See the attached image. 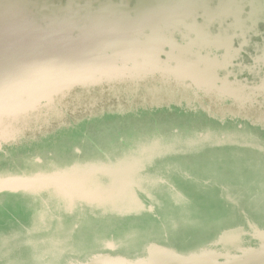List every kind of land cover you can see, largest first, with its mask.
Here are the masks:
<instances>
[{"label":"flooded vegetation","instance_id":"obj_1","mask_svg":"<svg viewBox=\"0 0 264 264\" xmlns=\"http://www.w3.org/2000/svg\"><path fill=\"white\" fill-rule=\"evenodd\" d=\"M76 1L66 10H81ZM191 1L193 10L182 23L161 24L162 14H187V0H121L120 13L106 10L105 1L96 9L90 0L87 24L75 25L73 37L80 39L88 27L101 37L95 46L112 49L113 41L127 44L128 36L120 35L137 27L134 37L143 44L138 56H147V63L156 56L168 60L173 70L157 61L154 73L137 81L85 91L104 92L114 101L52 133L82 140L57 153L62 163H46L57 152L52 149L31 152V160L43 169L74 163L122 166L95 173L74 197L53 191L0 194L13 198L0 214V264H70L96 252L136 255L152 243L186 251L230 227L264 229V175L250 170L264 168L257 163L264 161V122L242 115L255 113L258 97H264V30H259L264 18L255 10L247 13L245 0ZM146 24L151 26L144 29ZM180 50L194 69L211 73L214 83L199 84L192 70L177 75ZM218 109L230 112L224 116ZM16 144L5 145L0 154L7 156ZM227 147L226 154L217 152ZM200 158L207 170L196 175L192 164ZM235 163L244 170H236ZM210 205L213 214L230 212L213 224L193 218V210L204 215ZM194 230L198 234L189 237Z\"/></svg>","mask_w":264,"mask_h":264},{"label":"water","instance_id":"obj_2","mask_svg":"<svg viewBox=\"0 0 264 264\" xmlns=\"http://www.w3.org/2000/svg\"><path fill=\"white\" fill-rule=\"evenodd\" d=\"M92 34L88 27L81 30L80 39L71 31H55L48 45L28 40L11 44L5 52L0 47V151L28 132L34 138L43 134L52 118H60L61 101L77 89L89 91L94 86L137 81L153 74L157 61L173 70L168 60L155 58L153 53L152 63H147L146 55L139 57L143 44L136 37H130L127 44L113 41L110 49L102 48L104 44L95 46L92 42L101 41V37L90 38ZM64 125L58 122L57 128ZM121 166L74 163L62 168L53 165L49 169L0 172V194L53 191L74 197L95 173L116 172ZM109 248L115 249L113 244ZM70 264H264V229L256 227L251 233L242 225L234 226L186 251L152 243L142 254L96 252Z\"/></svg>","mask_w":264,"mask_h":264},{"label":"rangeland","instance_id":"obj_3","mask_svg":"<svg viewBox=\"0 0 264 264\" xmlns=\"http://www.w3.org/2000/svg\"><path fill=\"white\" fill-rule=\"evenodd\" d=\"M104 1L107 3L106 10L112 9L113 12L114 10H118L119 13L122 11V8H120L121 0H93L92 5L97 9L98 5ZM76 2H79L82 5L81 10H78L77 7H75L72 9L73 12H69L66 10V8H70L72 5V0H0L1 51L5 52L11 44L17 45L20 42L23 44L24 42L28 43L29 41H33L32 43H39L42 41L46 43L48 42V45L52 42L55 31L60 33H70V31L74 29L73 27L75 25H78L82 28L85 24H87L86 21L91 14L90 11L88 12L91 3L90 0H77ZM75 4L77 6V3ZM242 5L247 13H249L251 10H255L262 19L264 18V0H245ZM124 11L130 10L127 8L124 9ZM81 15L84 16L83 19L75 23V20H77ZM259 30L263 31L264 29L263 27H259ZM245 31L248 32L247 29H245ZM92 36L93 34L89 37L91 38ZM261 72L262 74L260 76V80H264V71L261 70ZM239 79L242 80L244 77ZM109 97L110 95L101 91H95L91 93L85 92L84 90L81 92L75 90L72 92L69 97L61 101L59 104L60 118H52L50 122L44 126L45 128L43 134H38L34 138L32 137V133L28 132L26 136H23L15 141L18 144L11 147V150L7 156L4 155L5 153L0 154V172H22L31 171L37 167L40 168L39 164L34 163L31 160L30 154H44L46 153L47 149L56 150L57 152L54 151V158L47 156L46 163H62L64 160H62L63 158L57 153H60L61 150H67L71 148L74 144L82 143V140L78 138L75 140L66 139L68 135L59 138L55 135H52V133L59 129L57 128V123L64 122L66 125H71L80 119L86 118L87 116H90L92 113L96 112V106L103 105L108 101H114L113 98ZM257 103L258 105L255 113L253 112L249 115V113L246 112L242 115L246 114V116H253L257 118L259 122H264V97H258ZM218 112H230V110L218 109ZM223 115L226 116L227 113H223ZM86 129L90 130L92 129V126H86ZM257 143L262 142L259 141ZM5 145L3 151L0 152H4ZM84 147L88 148V145H84ZM228 149L230 148L227 147L226 149L224 148L217 152L219 154H226ZM257 163L263 164L264 161L258 159ZM235 164L237 165L236 170H244L245 166H242L239 163ZM192 170H194L196 175H201L203 172L205 173L207 169L202 167L200 158L198 161H194L192 164ZM250 170L255 175H264V168L260 167V165H257L254 170ZM12 201L13 198L11 197L0 198V214L4 212V208L11 204ZM201 207L204 210V206L202 205ZM213 212V205H210L208 212L204 215H197L196 211L193 210L192 216L194 219H197L202 223L213 224L222 218H226L228 216V212H230V209L225 208L224 212L217 214H213ZM1 220L2 218L0 217V222H3ZM196 231L199 232L198 230H194L188 234V236L190 237L194 233L198 234Z\"/></svg>","mask_w":264,"mask_h":264},{"label":"trees","instance_id":"obj_4","mask_svg":"<svg viewBox=\"0 0 264 264\" xmlns=\"http://www.w3.org/2000/svg\"><path fill=\"white\" fill-rule=\"evenodd\" d=\"M193 5H194V2L190 0H187V14L186 13H180V12H168L166 14H162L159 16V20L160 21H163L161 24H164V23H172V24H179V23H182L184 20H185V17L189 15V13L193 10ZM151 25L147 26V24L144 26V29H146L147 27H150ZM137 27L133 28V27H129V30L123 34H121V37H127L130 38V37H134L136 36V31ZM180 62V61H179ZM194 74V77L197 78L199 84H212L214 83L213 81V75H211V73L209 74H205L204 71L200 70V69H194V71L192 72ZM200 74H204L206 75L205 77H207V80L208 82H200L199 81V78L198 75ZM179 75V74H177Z\"/></svg>","mask_w":264,"mask_h":264},{"label":"bare ground","instance_id":"obj_5","mask_svg":"<svg viewBox=\"0 0 264 264\" xmlns=\"http://www.w3.org/2000/svg\"><path fill=\"white\" fill-rule=\"evenodd\" d=\"M118 31L120 32V29H118ZM116 32H117V30L116 29H114V30H112V33H109V37L110 38H115V35H116ZM9 35V34H8ZM121 36V35H120ZM66 41V40H65ZM64 41V42H65ZM185 53V51L184 50H180V54H181V56H180V64L178 65V67H179V71L177 72L178 74H179V76H184V75H186L189 71H194V64L193 63H189L187 60H185L184 58H183V56H182V54H184ZM206 75H204V74H200V75H198V77H200L199 78V81L200 82H208V80H207V77H205Z\"/></svg>","mask_w":264,"mask_h":264},{"label":"clouds","instance_id":"obj_6","mask_svg":"<svg viewBox=\"0 0 264 264\" xmlns=\"http://www.w3.org/2000/svg\"><path fill=\"white\" fill-rule=\"evenodd\" d=\"M7 79H8V78H6V82H7Z\"/></svg>","mask_w":264,"mask_h":264},{"label":"crops","instance_id":"obj_7","mask_svg":"<svg viewBox=\"0 0 264 264\" xmlns=\"http://www.w3.org/2000/svg\"><path fill=\"white\" fill-rule=\"evenodd\" d=\"M41 168V167H40Z\"/></svg>","mask_w":264,"mask_h":264}]
</instances>
